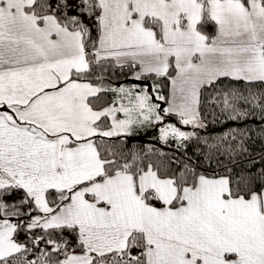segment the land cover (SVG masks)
Listing matches in <instances>:
<instances>
[{
    "label": "snow or ice",
    "instance_id": "snow-or-ice-1",
    "mask_svg": "<svg viewBox=\"0 0 264 264\" xmlns=\"http://www.w3.org/2000/svg\"><path fill=\"white\" fill-rule=\"evenodd\" d=\"M0 264H264V0H0Z\"/></svg>",
    "mask_w": 264,
    "mask_h": 264
}]
</instances>
